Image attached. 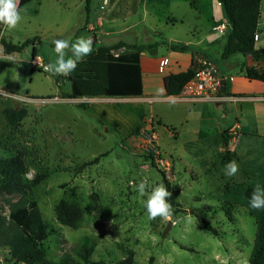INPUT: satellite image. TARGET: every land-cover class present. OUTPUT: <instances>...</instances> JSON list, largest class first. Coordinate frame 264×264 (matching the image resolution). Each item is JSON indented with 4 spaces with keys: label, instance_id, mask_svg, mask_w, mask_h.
<instances>
[{
    "label": "rangeland",
    "instance_id": "374dc122",
    "mask_svg": "<svg viewBox=\"0 0 264 264\" xmlns=\"http://www.w3.org/2000/svg\"><path fill=\"white\" fill-rule=\"evenodd\" d=\"M158 4L142 20L140 0H28L20 5L23 18L15 29L0 24L2 36L11 42L41 39L34 60L32 45L0 53V158L22 157L29 183L23 193L0 191V213L8 218L9 201L35 200L50 227L44 246L52 260L64 253L77 260L75 247L86 245L92 247L91 259L108 264L130 252L135 264H248L255 218L245 206L233 205L231 218L225 208L232 202L227 188L264 175L263 136L250 134L256 126L252 102L68 98L70 81L58 76L56 83L54 75L44 71L43 66L57 58L56 39L71 43L95 34L92 47L119 41L160 43L156 52L162 55L167 52L163 40L174 35L203 38L212 17L226 23L227 30L230 26L217 0H175L169 8L180 16L176 23L161 15L166 3ZM260 5L264 14V0ZM67 55L72 56L70 50ZM235 57L234 62L243 55ZM214 64L219 66L218 61ZM227 74L236 79L241 75L236 64ZM241 87L245 93L257 90L249 82ZM14 103L26 106L27 115L9 126L3 109ZM231 129L235 132L229 131L225 145L219 133ZM143 130L155 133L156 139L149 141ZM224 151L239 164L235 176L226 175ZM32 170L34 178L29 179ZM145 178L149 187L141 196L137 185ZM34 179L39 182L33 184ZM160 183L172 193L171 221L150 220L144 206ZM60 200L82 209L75 227L56 219ZM203 217L217 235L204 229ZM8 257L7 249L0 247V264H10Z\"/></svg>",
    "mask_w": 264,
    "mask_h": 264
},
{
    "label": "trees",
    "instance_id": "16d2710c",
    "mask_svg": "<svg viewBox=\"0 0 264 264\" xmlns=\"http://www.w3.org/2000/svg\"><path fill=\"white\" fill-rule=\"evenodd\" d=\"M28 0H20V5ZM194 3L195 0H191ZM223 9L230 30L226 36L220 59H228L234 54L251 55L253 61L264 60V47H255V36L261 14V0H217ZM40 37L34 36L21 42H11L0 37V45L4 54L22 51L32 45V60L38 55L37 45ZM171 49L184 51L187 45L178 41H162ZM158 44H128L119 41L114 45H100L93 52L83 58L74 72L63 76L70 81V91L65 94L68 98L79 97H134L142 93L139 55L143 50L154 53ZM128 47L121 52H113L114 48ZM245 76L250 80L264 82V69L255 65H246ZM194 75L193 68H187L164 76V90L167 95H177L183 85ZM61 75H54L56 83ZM7 125L18 124L26 115V106L14 103L3 109ZM226 145L230 138L229 130L219 134ZM234 155L230 151L222 154L223 164L226 165ZM95 158L94 160H97ZM149 159L154 165L153 154ZM93 160V161H94ZM90 161V162H93ZM89 162V163H90ZM26 163L19 155L0 158V191L7 193H23L28 188L24 174ZM163 175V173H162ZM33 184L39 182L34 179ZM264 186V175L238 182L227 188L232 202L225 208L226 215L231 218V209L235 204L245 206L255 218L256 231L254 243L248 258V264H264V210H256L249 206V198L255 186ZM8 218L0 213V247L7 249L10 264H108L101 260L90 258L92 247L77 246L74 254L64 253L58 260L48 257L44 241L50 234V227L44 220L35 200L26 202L9 201ZM56 219L63 225L75 227L82 214V209L75 202L60 200L56 206ZM205 230L213 235L218 231L207 218L201 219ZM114 264H135L131 252Z\"/></svg>",
    "mask_w": 264,
    "mask_h": 264
},
{
    "label": "crops",
    "instance_id": "0c3cea01",
    "mask_svg": "<svg viewBox=\"0 0 264 264\" xmlns=\"http://www.w3.org/2000/svg\"><path fill=\"white\" fill-rule=\"evenodd\" d=\"M139 1V0H132ZM142 6V16L140 19L146 18L149 14V9L159 6V2L166 3V10L161 13L169 22H177L180 19L177 14V11L169 8V4L174 3L175 0H140ZM102 0V4H105ZM132 4V3H131ZM86 20V19H85ZM211 27L208 32L203 36V38H195L192 35V40H182L179 36H169L167 40L163 41H178L188 46L184 51H178L171 49L168 44L166 46L167 52L165 54L159 55L156 50L154 53H148V51L143 50L140 52L139 63H140V74L142 82V93L139 95L141 102H157L167 99H184L188 102H196L200 100H211L215 102H241L247 100L252 102L253 105V114L254 122L256 124L255 128L250 132L253 135H262L264 139V82L259 80H250L244 74V68L246 65H255L264 69V60L263 61H253L251 55H243L241 59L232 61V58H236V54L230 56L228 59H220L221 51L226 40V36L230 30V26L227 30V25L224 22H216L215 19L211 18ZM98 26L101 23L100 19H97L95 22ZM90 22H88V27H91ZM223 24V28L221 26ZM165 25L166 24L165 22ZM173 25V24H172ZM217 27V28H216ZM95 36V41H97V36L95 34L90 35L89 37ZM195 38V39H194ZM127 43V42H125ZM135 44V43H128ZM158 44V43H157ZM139 45V44H138ZM160 43L157 45L159 46ZM255 47L261 48L264 47V14H260L258 21V30L255 36ZM93 48H96L93 46ZM157 48V47H156ZM121 49V48H120ZM214 55V56H212ZM38 56V55H37ZM36 56V57H37ZM39 57V56H38ZM32 60V56H31ZM199 60H207L214 64V61H218L219 66L214 64L217 68L218 76L220 80H223L224 89L221 91L220 87L217 93L214 95L218 98L214 99H186L177 95H167L164 90V76L169 73H176L183 71L187 68L195 67V64ZM32 63V62H31ZM216 63V62H215ZM236 64L240 72V79L227 74V70ZM239 82V83H238ZM243 82H249L250 86L256 87V92L245 93L241 87ZM253 91V90H252ZM138 97V96H134ZM117 98V97H111ZM132 98V97H124ZM220 134V133H219ZM238 134L242 136V133L238 131Z\"/></svg>",
    "mask_w": 264,
    "mask_h": 264
},
{
    "label": "clouds",
    "instance_id": "9594fccd",
    "mask_svg": "<svg viewBox=\"0 0 264 264\" xmlns=\"http://www.w3.org/2000/svg\"><path fill=\"white\" fill-rule=\"evenodd\" d=\"M21 11L20 0H0V24L4 25L7 30L15 29L22 21ZM53 44L57 58L54 62L43 66L45 72H50L53 75L68 76L75 71L78 63L83 58L93 52L92 37L85 38L81 36L71 43L69 39H56ZM69 50L72 53L71 57L67 55ZM2 52L3 46L0 45V53ZM6 95L11 94L6 93ZM225 170L227 176H235L239 172V164L236 160H230L225 165ZM34 174L35 170H32L28 178L33 179ZM148 187L149 182L145 178L137 185V191L141 196H144ZM171 196L172 193L163 183L151 189L144 205L150 220L157 217L166 221L172 220L174 209L169 202ZM249 206L256 210H264V186L260 184L255 186L249 198ZM245 264H247V261H245Z\"/></svg>",
    "mask_w": 264,
    "mask_h": 264
},
{
    "label": "built area",
    "instance_id": "2783aa9c",
    "mask_svg": "<svg viewBox=\"0 0 264 264\" xmlns=\"http://www.w3.org/2000/svg\"><path fill=\"white\" fill-rule=\"evenodd\" d=\"M105 2V0H104ZM222 28L224 27L221 24ZM217 28V27H216ZM2 36L0 31V37ZM36 58V57H35ZM40 59L36 60L39 63ZM44 68V67H43ZM220 87V77L217 74V70L214 64L207 60H199L194 67V75L189 79L182 87L179 96L186 99H216L218 96L214 95L218 92ZM231 133L235 131L229 130ZM142 134L148 135V140L152 141L156 139V135L153 132L141 131Z\"/></svg>",
    "mask_w": 264,
    "mask_h": 264
},
{
    "label": "water",
    "instance_id": "95a60500",
    "mask_svg": "<svg viewBox=\"0 0 264 264\" xmlns=\"http://www.w3.org/2000/svg\"><path fill=\"white\" fill-rule=\"evenodd\" d=\"M93 41L95 40V36H92ZM224 89V83L223 80H220V90L222 91Z\"/></svg>",
    "mask_w": 264,
    "mask_h": 264
}]
</instances>
